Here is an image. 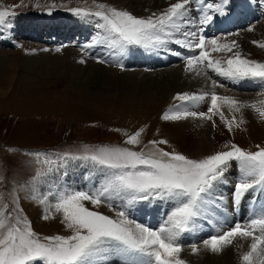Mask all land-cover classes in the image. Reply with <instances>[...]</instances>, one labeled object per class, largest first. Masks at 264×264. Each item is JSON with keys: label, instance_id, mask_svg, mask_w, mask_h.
Masks as SVG:
<instances>
[{"label": "rangeland", "instance_id": "obj_1", "mask_svg": "<svg viewBox=\"0 0 264 264\" xmlns=\"http://www.w3.org/2000/svg\"><path fill=\"white\" fill-rule=\"evenodd\" d=\"M154 1L0 0V11L14 13L0 24V206L6 205L7 212H12L17 206L13 203L15 198L22 209L20 217L31 223L32 230L41 240L55 235H72V230L62 222V213H57L54 208L51 209L52 215L49 219H42L46 214V205L39 203V198L48 195L43 186L44 182L41 181L44 177L46 180L49 173H54L73 162H79L84 167L95 165L90 160L71 157L90 155L100 148L116 147L142 150L148 154L154 151L152 145L148 143L150 140H166L167 144L159 145L164 151L176 152L195 160L226 151L228 150L226 145L235 144L250 152L264 148V120L258 118L257 112L246 116H252V119L258 122H249L244 118L239 127L233 125L232 131H229L226 124L220 120L219 114L214 115L212 121L193 117L179 121L163 120L165 112L175 110L207 112L210 106V101L208 104L207 101L193 104L177 100V94L188 91L183 81L168 83L161 77L166 74L168 78L178 75L177 70L181 67L186 69V63L172 62L164 66L147 67L156 61H170L174 56L170 52V44L180 46L167 43L155 48L135 45L124 49L118 46L113 48L111 44L105 42L107 40L104 43L98 42L108 35L99 26L103 23L102 20L94 15H76L71 11L79 8L95 12L99 10L96 6L103 4L108 8L128 11L138 18H147L153 13L159 15L171 4L159 5L162 7H157L161 9L160 11H150ZM208 1L210 3L212 0ZM245 3L243 1L240 6ZM245 17L247 16H243L242 19ZM248 17H251L250 14ZM252 20L256 23L246 20L235 25L231 31H217L216 35H208L207 38L215 37L224 43L243 37L248 41L258 40L264 43L258 33L259 27L264 26V20L260 18L256 20L255 17ZM249 27L253 28V31H248ZM92 32L94 39L90 42L92 50L87 51L77 44L76 39H84L85 35L89 36ZM238 35L241 37H237ZM250 43L238 51L247 59L264 63V48ZM96 44L102 45L104 51L96 54L94 48ZM57 48L61 51L57 52ZM123 52L125 54L121 58ZM164 54L166 57H161ZM213 56L227 58L223 53H213ZM81 59L85 63L81 64L79 62ZM100 60L104 63H100ZM133 60L134 64L124 65ZM121 64L123 68L120 67ZM196 70L191 72L202 75L206 80L209 78L207 86L212 85V80H216L224 85L221 87L223 94L228 92L237 100H242L241 103L244 105L262 106L260 102L264 101L262 98L264 81L229 80L218 76L210 69L205 70L204 66ZM196 75L193 77L196 78ZM246 110L253 109L246 106L241 112ZM240 120L236 119L237 122ZM182 125L190 127L189 132L202 128L203 132L200 130L198 132L207 134L204 138L209 141V152L191 154L184 147L181 149L182 140L179 139L185 132L184 128L181 129ZM141 128H143L141 143L128 145L126 143L128 136ZM237 165L236 161L230 163L225 174L227 183L219 188L225 189L222 194L228 205L224 207L222 203L219 212L213 217V222L205 217L198 218L196 223L199 227L182 236L183 250L180 259L184 260L185 264H242L241 250L233 248L234 244L224 247L215 256L216 252L205 248L202 243L203 240L216 235L206 229L205 220L215 229L217 226L214 221L219 220L225 227L231 221L229 190L236 181L234 176L238 174ZM95 166L102 170L100 166ZM104 171L106 170L101 171L103 176ZM101 182L102 180L97 181L92 186ZM249 194L247 198L254 197L260 202L254 205L255 208L258 205L256 210L258 213L264 206V190L258 187ZM48 198L50 202H55L54 196L49 195ZM85 205L113 219L118 218L117 212L122 209L123 211L131 209L126 206L116 207L114 202L93 207L86 201ZM129 205L136 206L139 212L151 209L152 219L156 225L160 224L157 218L161 219L156 211L165 209L168 215L174 207L173 202L163 199L137 201ZM128 213L126 211L129 220L140 223L137 219H140L141 213L133 217L128 216ZM147 215H151L150 211ZM192 244H196L199 249L195 254L191 249ZM246 247L250 249V243ZM226 248L230 251L222 252Z\"/></svg>", "mask_w": 264, "mask_h": 264}, {"label": "snow or ice", "instance_id": "obj_2", "mask_svg": "<svg viewBox=\"0 0 264 264\" xmlns=\"http://www.w3.org/2000/svg\"><path fill=\"white\" fill-rule=\"evenodd\" d=\"M258 2L264 3V0ZM194 3L204 5L196 16H193ZM233 4L234 0H214L213 3H207V0H177L159 15L153 13L147 18H138L128 11L108 8L103 4L97 5L99 10L95 12L79 8L71 11L76 15H94L103 21L99 26L108 35L99 43L107 40L113 47L121 49L133 45L155 48L174 43L197 53L185 57L186 71L204 66L229 80L264 81V63L243 57L240 51L235 50L239 47L236 41L222 43L203 34L214 21L221 17L227 19ZM9 15L14 13L0 11V24ZM247 30L253 31V28ZM253 43L264 48V43ZM213 53H223L227 58H216ZM175 54L181 55L179 52ZM79 62L85 63L83 59ZM99 62L104 63L103 60ZM120 67L123 68V65ZM223 86L212 80L213 88ZM208 98L210 106L207 112L175 110L165 112L162 119L179 121L193 117L212 121L213 116L219 114L220 120L232 131L233 125L239 127L243 120L237 122L235 116L228 120L222 108L239 113L247 106L264 120V101L260 102L262 106L244 105L215 91L176 96L181 102L193 104ZM142 132L143 128L128 136L126 143L139 145ZM148 143L154 149L148 154L142 150L116 147L100 148L90 155L71 157L90 160L106 171L101 185L93 190L62 189L39 198V203L46 205V214L42 219H49L54 208L57 213H62V222L72 230L70 236L55 235L41 240L32 230L31 223L20 217L22 209L15 198L13 203L17 206L12 212H7L6 205L0 206V264H111L112 260L119 261V264H185L180 259L183 250L181 238L199 227L196 223L198 218L205 217L213 222V217L226 199L218 190L227 183L225 174L232 161L238 162L241 173L232 190L233 205L240 203L246 194L258 187L264 190V148L250 152L235 144L226 145V151L195 160L164 151L159 145L167 144L166 140H150ZM49 195L55 197L54 203L49 201ZM114 198L129 203L163 199L173 202L174 207L162 226L154 230L129 220L123 210L117 212V219H113L85 205L86 201L93 207L111 204ZM214 222L218 234L202 241L205 248L219 252L236 238H250V250L241 256L242 264H264V208L248 221H237L231 228H226L219 220ZM191 249L193 254L199 250L196 244H192Z\"/></svg>", "mask_w": 264, "mask_h": 264}, {"label": "bare ground", "instance_id": "obj_3", "mask_svg": "<svg viewBox=\"0 0 264 264\" xmlns=\"http://www.w3.org/2000/svg\"><path fill=\"white\" fill-rule=\"evenodd\" d=\"M237 1H239V0H237ZM174 2H177V0H168L167 2L165 0H155L154 1V4H153L154 6H153V8L150 11H157V10L160 11L161 9L159 10L157 8V7H160L159 5H163L165 3H166V5H168L167 3H174ZM242 2L243 1L240 0V3H242ZM245 6H246V3L244 5L239 6V7L241 9H244ZM160 8H162V7H160ZM243 16H247V17L249 16L248 10L246 11V13ZM250 16H252V14H250ZM229 17H231L233 19V21H235L238 16L236 14H234V13L231 12V14L229 15ZM242 17L240 18L241 20H239V22L242 21ZM247 17H245V18H247ZM255 19L258 20V17L255 16ZM251 21H252V19H251ZM259 28H260V31L258 32L259 33V36H260L259 38L264 42V26H260ZM237 37H241V35H238ZM237 39H240V38H237ZM234 41H236L237 44L239 45V47L237 49H235L236 51H238L240 48H242L243 46H245L246 44H248V42H251L252 44H254L252 41H248L246 38H243V37L240 40H234ZM125 61L126 60H124V62ZM177 71L179 72L178 75H175L174 77L172 76L173 78L171 76L169 78L166 77L167 74L166 75H162L161 77H164V79L168 83H170V81H173L172 83H180L179 81L182 80L183 82L182 81L181 82L184 84V87H187V89H188L187 93H189V94H193V93H195V94H202L204 92H209L210 93L212 91H215L218 95H221L220 92L223 91V89L221 87L213 88L212 85H209V84L207 86V83H208L207 81H208L209 78L206 80L205 78L202 77V75H196L195 72L186 71V69H184V67L179 68ZM194 75H196V78L193 77ZM159 76H160V74H159ZM179 85H181V84H179ZM206 86H207V88H205ZM238 86H240V85H238ZM242 86H244V85H242ZM181 89H186V88H181ZM222 96H230V97L232 96L233 98H235L237 100V98L235 96L230 95L228 92H225V94L222 93ZM262 98L264 99V96ZM204 101H207V104H208V102L210 101V98H208V99H206ZM238 101L241 102L242 100H238ZM194 104H197V102L194 103ZM222 111H223L225 117L228 120H231L233 118V116H235L236 119L237 118H240V119H244L245 118V119H248L249 122H254V123L255 122H258L256 120L252 119V116H248V117L246 116V114H255L256 112L254 110H246V112L234 113V112H229L228 108L227 107H224V108H222ZM258 118H260V116ZM182 128L185 129V132L186 133L184 132L182 134V137L179 139V140H182V143L180 144L181 149L184 147L185 150L188 151V152H190L191 154H199V153L200 154L201 153H204L205 154V152H209V149H210V147H209V141H207L204 138L207 134L206 135L199 134V132H198L200 130V132L202 133L203 132V129L202 128L199 127L198 130H195V131L193 130L192 132H189L188 131L189 128H190L188 126L185 127V126L182 125L181 126V129ZM98 169L99 168H97L93 164H90V165H87L86 167H84L81 164H79V162L78 163H74L73 162V163H69L68 165L64 166L63 168H59L57 171H54V173L53 172L52 173H49L47 175V177H46V180L44 179L45 178L44 177L42 179L41 183L44 182L43 186L47 190L48 193H50V192L56 193V192H59L62 189L63 190L65 189V190H83V191H90V190H93L94 188H97V187H99L101 185V183H100V184H97L96 186H92V185H95V183H97V181H100V180L103 179V174L101 173L102 170H98ZM223 185L224 184H222V186ZM224 190L225 189L219 190V192L224 193ZM112 202L115 203L116 207H118V206H120V208H123L124 206L130 207L131 209H129V210L126 209L125 210V212L126 211L129 212L128 213V216L133 217V216H135V214L141 213L142 215H140V219H137V220H139L140 223H142L143 225L146 226L145 221H147L148 219H149V224L155 225V222L152 219L151 209H147L146 211L139 212L137 210V207L136 206L129 205L130 203L127 200H120V199H115L114 198L112 200ZM225 202H226V204H225ZM222 203L224 204V205L222 204L224 207H226L228 205L227 200H225ZM148 211H150L151 215H147V212ZM156 213L158 215L159 212L156 211ZM157 220H158V218H157ZM152 229H154V228H152ZM248 243L251 244V239L250 238L249 239L236 238L233 241L232 245L233 244L235 245L233 248H237V249L239 248L241 250V252H240V258H241V256L245 252H247V251L250 250V249H247V247H246V245ZM224 251L227 252V251H230V250H228L226 248L222 252H224ZM214 255L217 256L218 253L216 252V253H214ZM229 259L231 260L232 257L229 258ZM240 263H242V261Z\"/></svg>", "mask_w": 264, "mask_h": 264}]
</instances>
